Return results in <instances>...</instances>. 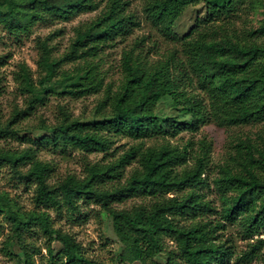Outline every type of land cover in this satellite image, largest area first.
Instances as JSON below:
<instances>
[{"label":"trees","instance_id":"obj_1","mask_svg":"<svg viewBox=\"0 0 264 264\" xmlns=\"http://www.w3.org/2000/svg\"><path fill=\"white\" fill-rule=\"evenodd\" d=\"M7 1L4 24L15 33H28L35 22L57 18L68 20L81 12L95 11L101 0H0ZM264 9V0H256ZM203 3L208 18L213 20L231 14L244 0H146L144 13L147 20L167 38L177 40L174 31L176 20L190 6ZM129 0H107L105 9L89 23L75 29L69 49L59 58L52 59L45 41H39L40 64L55 70L64 63L75 62L96 55L116 38L130 34L139 26L136 16L129 11ZM264 16V10H263ZM264 35V18L261 25L251 31ZM188 62L177 59L175 53L164 62L150 64L136 59L132 52L123 58L124 78L116 92L110 86L105 89L104 100L98 110L110 107L99 122H93L97 130H90L91 123L71 118L63 112L61 120L53 126L41 124L51 132L46 143L71 146L86 151H107L110 140L98 133L106 129L128 135L137 140L176 134L181 130L195 132L208 122L210 116L221 126L248 124L264 121V44L242 43L225 36L221 40L186 38ZM179 69V74L175 73ZM189 69L191 73L189 72ZM95 66L78 68L64 73L70 80L63 92L73 97L97 93L103 88V79H98ZM193 74V75H192ZM196 78L200 89L209 95L208 111L204 101L190 94L184 85L193 84ZM171 97L175 105L188 114V118L160 117L157 105ZM37 99L31 97L27 107L15 108L6 123H0V138L16 134L22 118L35 109ZM101 125V127H100ZM189 145L179 149L170 145L148 147L132 146L116 162L108 165L90 164L83 179L68 176L56 184H50L53 167L29 155L31 167L21 173L13 165L15 173L26 183L35 184V202L44 207L71 211L78 209L79 201L100 204L113 221V230L124 245L121 261L124 264L137 261L157 264L154 258L165 252L164 239H173L178 247V256L185 264H228L235 255L234 245L229 240H219V230L226 223H239L244 236L252 237L264 231V143L258 147L250 139L241 140L235 146L239 151L240 169L229 164L220 167V176L214 183L221 194L222 207L215 210L210 201L202 198L200 188L207 184L205 171L210 160L211 144L199 141V150L193 156L195 164L179 172V165L187 164L192 151ZM3 154V153H1ZM0 154V156H1ZM6 154V153H5ZM138 159L141 168L135 170L126 182L111 189H101L98 184L115 179L120 169ZM1 162V161H0ZM191 188L185 195L163 197L165 194ZM134 196L163 198L150 205H136L118 209L114 202H123ZM4 212L0 204V214ZM217 212L219 219L204 221L201 216ZM24 228L39 222L42 230L62 244L61 261L57 264H96L84 256L81 246L66 233L53 230L45 212L25 215L15 213ZM200 217V219H198ZM182 219L193 220L182 224ZM17 233H19L17 231ZM264 248V237L251 242L248 248L236 257L241 263L256 259ZM52 254V251H50ZM166 264L179 263L173 252H167ZM26 257L27 254H26ZM27 264H33L31 260Z\"/></svg>","mask_w":264,"mask_h":264},{"label":"rangeland","instance_id":"obj_2","mask_svg":"<svg viewBox=\"0 0 264 264\" xmlns=\"http://www.w3.org/2000/svg\"><path fill=\"white\" fill-rule=\"evenodd\" d=\"M129 1V11L136 16L139 26L134 27L127 36L116 38L114 42L104 46L96 55L64 63L56 70L51 66L44 67L40 64L39 41L47 43L52 59H59L69 49L75 36V29L100 15L105 9L107 0H101L97 10L78 13L68 20L50 18L35 22L28 33H15L6 28L3 21L9 3L0 1V123H6L15 108H26L29 98L37 99L33 112L19 121L16 134L0 138V154L3 153L0 156V204L4 209L0 214V264H27L28 259L33 264H57L62 258L60 254L62 244L55 238L56 234L53 233L52 237L46 234L39 222L24 228L16 212L21 215L45 212L49 217L50 227L71 235L81 246L86 258L96 264H124L121 261L124 245L114 233L112 217L100 204L81 200L78 209L73 212L66 207L59 210L35 202V184L21 180L13 168V165H17V169L25 173L31 167L30 154L53 167L48 181L53 185L68 176L83 179L87 175L88 165L114 163L130 147L139 144L144 149L167 144L181 149L191 143L189 149L192 151V156L189 157L187 164L176 168L181 172L185 168L194 166L193 156L199 150V141L205 139L210 142L211 151L204 174L207 184L200 188V192L203 200L210 201L212 207L220 211L221 194L214 183V179L220 176V167L229 164L236 170L240 169L239 151L235 145L241 140L250 139L256 146H263L264 121L221 126L212 116L195 132L181 130L176 134L153 136L143 140L100 128L98 133L110 140L108 150L103 152H90L44 142L51 132L42 128L41 124L56 125L63 117V112L71 118L91 123L89 127L91 131L97 130L92 123L99 122L103 115L110 111L109 106L99 110L98 106L104 100L105 89L108 86L116 92L122 84L123 58L126 53L132 52L136 59H143L150 64L164 62L170 58V54L175 53L177 59L187 63L188 55L185 47L187 37L219 41L229 36L242 43L264 44L263 34L251 35V31L257 29L264 18V9L256 0H244V3L237 6L231 14L213 20L208 18L207 7L203 3L188 7L176 20L173 28L179 37L177 40L165 37L147 20L144 13L146 0ZM91 65L95 66L93 72L95 76L103 79V88L99 92L83 97H73L63 92L65 85L70 82L63 77L64 73H72L78 68H87ZM189 72L191 73L190 69ZM175 73L179 74V69H176ZM183 87L190 94L199 96L208 111H211L209 95L200 89L196 78L193 84ZM156 112L162 118L189 117L185 110L175 105L171 97L163 98L157 105ZM140 168L138 159H134L119 170L120 175L115 179L104 180L98 186L101 189H111L122 185L135 170ZM258 172L264 176V171L258 170ZM190 189L187 187L172 191L163 197L185 195ZM163 197L134 196L123 202H114L112 206L123 209L136 205H150ZM219 218L217 212L201 216L204 221H214ZM192 221L182 219L181 223L190 224ZM225 223V229L218 232V239L229 240L234 245L235 255L228 264H264V248L251 262L241 263L236 260V257L248 248L249 243L264 237V231L246 237L239 223ZM164 245L165 252L153 261L157 264H166L169 251L174 253L179 263L185 264L178 256V247L173 239L166 237ZM151 263L152 260H147L146 263L137 261L127 264Z\"/></svg>","mask_w":264,"mask_h":264}]
</instances>
